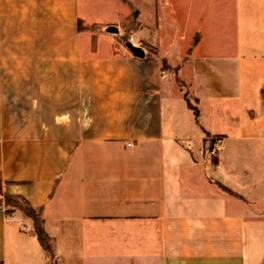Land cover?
Here are the masks:
<instances>
[{
	"label": "crops",
	"instance_id": "0c3cea01",
	"mask_svg": "<svg viewBox=\"0 0 264 264\" xmlns=\"http://www.w3.org/2000/svg\"><path fill=\"white\" fill-rule=\"evenodd\" d=\"M128 1L0 0V264H264V0Z\"/></svg>",
	"mask_w": 264,
	"mask_h": 264
},
{
	"label": "trees",
	"instance_id": "16d2710c",
	"mask_svg": "<svg viewBox=\"0 0 264 264\" xmlns=\"http://www.w3.org/2000/svg\"><path fill=\"white\" fill-rule=\"evenodd\" d=\"M123 1L128 2L132 6V4L128 0H123ZM136 14H137V11L136 9L133 8L131 15L127 19L128 24L127 26L125 25L124 27L125 30H128L130 27L135 28L137 26V23L135 21ZM94 27L95 26H93L92 28ZM78 28L85 29L87 27L84 26L81 23V21H79ZM111 28L112 27H108V31H111L109 30ZM111 32H114V31H111ZM122 41L127 42V37L125 36L122 37ZM168 68H169L168 65L163 61L162 69H168ZM185 99H186L188 107L193 111V114L195 115V117H197V114H198L197 107L193 105L188 100V98H186V95H185ZM3 199H4V203L7 206L5 210V213L7 215L11 214L13 209H19V210H22L25 213V215L28 216L32 220V230L34 234L36 235L39 243L45 249L47 254L52 257L54 255L52 237L49 236V234L46 232L44 228V219L42 217L41 208L32 207L30 203L22 196L5 195Z\"/></svg>",
	"mask_w": 264,
	"mask_h": 264
},
{
	"label": "built area",
	"instance_id": "2783aa9c",
	"mask_svg": "<svg viewBox=\"0 0 264 264\" xmlns=\"http://www.w3.org/2000/svg\"><path fill=\"white\" fill-rule=\"evenodd\" d=\"M127 41H130L132 43L134 42L133 33L127 35ZM204 140L206 143V152L209 155V157H217L222 150L223 138L219 135H207ZM6 208L7 206L4 203L3 197H0V210L5 211ZM11 215L12 213L7 216H11Z\"/></svg>",
	"mask_w": 264,
	"mask_h": 264
},
{
	"label": "water",
	"instance_id": "95a60500",
	"mask_svg": "<svg viewBox=\"0 0 264 264\" xmlns=\"http://www.w3.org/2000/svg\"><path fill=\"white\" fill-rule=\"evenodd\" d=\"M109 30L114 31V32L117 31V29L114 27H112ZM126 46L133 53L134 56L139 57V58H142L144 56V50L142 47L135 45L130 41L126 42Z\"/></svg>",
	"mask_w": 264,
	"mask_h": 264
},
{
	"label": "rangeland",
	"instance_id": "374dc122",
	"mask_svg": "<svg viewBox=\"0 0 264 264\" xmlns=\"http://www.w3.org/2000/svg\"><path fill=\"white\" fill-rule=\"evenodd\" d=\"M132 28H134V27H132ZM132 28L130 27V28L127 30V32L125 31V32H126L125 37H127L128 34L132 33V31H131Z\"/></svg>",
	"mask_w": 264,
	"mask_h": 264
}]
</instances>
